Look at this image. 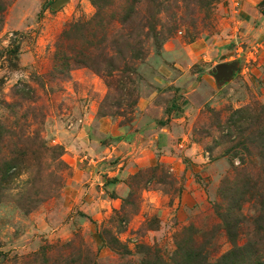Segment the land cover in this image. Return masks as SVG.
<instances>
[{
	"label": "rangeland",
	"instance_id": "374dc122",
	"mask_svg": "<svg viewBox=\"0 0 264 264\" xmlns=\"http://www.w3.org/2000/svg\"><path fill=\"white\" fill-rule=\"evenodd\" d=\"M239 1L0 0V264L264 261V32Z\"/></svg>",
	"mask_w": 264,
	"mask_h": 264
},
{
	"label": "trees",
	"instance_id": "16d2710c",
	"mask_svg": "<svg viewBox=\"0 0 264 264\" xmlns=\"http://www.w3.org/2000/svg\"><path fill=\"white\" fill-rule=\"evenodd\" d=\"M244 186L241 187L242 190L237 196V201L234 204H231V206L239 212L237 215L236 212L232 211L229 207L226 208L223 213H220V217L222 219V226L228 235L229 239L232 240V243L234 239H236V231L239 228L240 224H242L245 220L240 214L239 207L242 202H244L247 198L253 197L256 195L255 191L257 189L256 184H251L248 186L246 183H243ZM248 186V187H247ZM239 197V199H238ZM264 198L260 199V203L263 202ZM262 207L264 208V204H262ZM264 220V218H263ZM261 227H263L261 225ZM178 247L183 248L184 246L179 244ZM185 253V259L179 260L178 264H264V261H262L260 258L255 259V252L253 250V244L251 242H248L243 247H235L232 251L229 253L214 259L211 258V256L207 252V245H202V247L199 250L193 249V248H184Z\"/></svg>",
	"mask_w": 264,
	"mask_h": 264
},
{
	"label": "crops",
	"instance_id": "0c3cea01",
	"mask_svg": "<svg viewBox=\"0 0 264 264\" xmlns=\"http://www.w3.org/2000/svg\"><path fill=\"white\" fill-rule=\"evenodd\" d=\"M239 3L241 4V7H242V13H244V12L253 13L256 16L255 18L259 19L262 22V25H263L262 29L264 32V13H262V11L260 12L258 5H256V3H258V1L257 0H240ZM248 18H251V17H248ZM149 99L150 98L145 97V98H142L141 101H142V103L148 104ZM104 121L106 123L107 120H104ZM110 126L113 127V123Z\"/></svg>",
	"mask_w": 264,
	"mask_h": 264
},
{
	"label": "water",
	"instance_id": "95a60500",
	"mask_svg": "<svg viewBox=\"0 0 264 264\" xmlns=\"http://www.w3.org/2000/svg\"><path fill=\"white\" fill-rule=\"evenodd\" d=\"M235 63H222L213 70L214 76L218 81H222L231 77L235 71Z\"/></svg>",
	"mask_w": 264,
	"mask_h": 264
}]
</instances>
